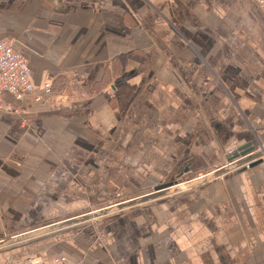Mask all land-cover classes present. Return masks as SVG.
Masks as SVG:
<instances>
[{"label": "crops", "instance_id": "crops-1", "mask_svg": "<svg viewBox=\"0 0 264 264\" xmlns=\"http://www.w3.org/2000/svg\"><path fill=\"white\" fill-rule=\"evenodd\" d=\"M33 96L0 112V241L197 180L264 149L253 0H0ZM46 82L52 95L41 101ZM264 264V158L0 249V264Z\"/></svg>", "mask_w": 264, "mask_h": 264}, {"label": "water", "instance_id": "water-1", "mask_svg": "<svg viewBox=\"0 0 264 264\" xmlns=\"http://www.w3.org/2000/svg\"><path fill=\"white\" fill-rule=\"evenodd\" d=\"M263 158H264V149L257 150L250 143L246 144L240 148H237L236 150H234L233 152L227 155L226 159L228 164L226 166L217 170L216 172L205 175L202 178H199L197 180H192L186 183H183L181 180H176L174 182L166 183L164 185L157 187L153 193L147 196L135 200H131L129 202H124L104 210L78 216L76 218H72L64 222L52 224L45 228L43 227L25 234L16 235L7 238L6 240L0 241V249L48 234L50 232L58 231L71 226L80 225L92 219L100 218L111 213L129 209L140 204H145L166 195L177 193L179 191L193 189L195 187L204 185L228 172H232V171H236V173L244 172L246 169L253 168L261 164Z\"/></svg>", "mask_w": 264, "mask_h": 264}, {"label": "built area", "instance_id": "built-area-1", "mask_svg": "<svg viewBox=\"0 0 264 264\" xmlns=\"http://www.w3.org/2000/svg\"><path fill=\"white\" fill-rule=\"evenodd\" d=\"M264 13V0H253ZM30 70L26 56L15 48L9 39L0 40V112L17 114L18 105L33 96ZM52 95V86L46 82L40 95L34 97L41 101ZM14 104V105H13ZM27 264H41L39 260H29ZM46 264H68L65 258L56 257Z\"/></svg>", "mask_w": 264, "mask_h": 264}, {"label": "trees", "instance_id": "trees-1", "mask_svg": "<svg viewBox=\"0 0 264 264\" xmlns=\"http://www.w3.org/2000/svg\"><path fill=\"white\" fill-rule=\"evenodd\" d=\"M20 104H21V103H19V104H15V105H18V106H19ZM13 105H14V104H13ZM19 108H20V106H19Z\"/></svg>", "mask_w": 264, "mask_h": 264}]
</instances>
